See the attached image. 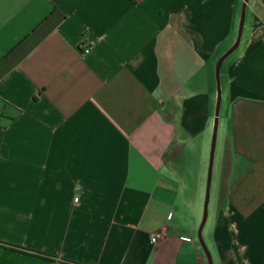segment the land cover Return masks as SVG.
Instances as JSON below:
<instances>
[{
    "label": "crops",
    "instance_id": "0c3cea01",
    "mask_svg": "<svg viewBox=\"0 0 264 264\" xmlns=\"http://www.w3.org/2000/svg\"><path fill=\"white\" fill-rule=\"evenodd\" d=\"M243 2L0 0V264H264V0L196 235Z\"/></svg>",
    "mask_w": 264,
    "mask_h": 264
},
{
    "label": "water",
    "instance_id": "95a60500",
    "mask_svg": "<svg viewBox=\"0 0 264 264\" xmlns=\"http://www.w3.org/2000/svg\"><path fill=\"white\" fill-rule=\"evenodd\" d=\"M248 0H244L241 8V15H240V20H239V26H238V32H237V37L235 40L234 45L227 50L218 60L216 69H215V81H216V93H217V98H216V104H215V111H214V124H213V133H212V142H211V153H210V161H209V176H208V184L210 181V171L212 167V161H213V151H214V146H215V136H216V129H217V119H218V113H219V107H220V100H221V87H220V68L223 63V61L238 47L239 45V40L242 32V26L244 23L245 19V7L246 3ZM207 201H208V189L206 192V200L204 204V212H203V220L201 222V225L198 230V238L199 241H201V230L202 227L205 223L206 217H207ZM202 243V241H201Z\"/></svg>",
    "mask_w": 264,
    "mask_h": 264
},
{
    "label": "rangeland",
    "instance_id": "374dc122",
    "mask_svg": "<svg viewBox=\"0 0 264 264\" xmlns=\"http://www.w3.org/2000/svg\"><path fill=\"white\" fill-rule=\"evenodd\" d=\"M211 142H212V134H211V137H210V143H209V150H208V153H207V163H206V171H205V174H204V183L201 187V194H200V197H201V204H200V207H199V214H200V219H199V223L197 225V228H196V235L198 236V230H199V227L201 225V222L203 220V212H204V204H205V200H206V192H207V189H208V199L210 200V195H211V182H212V176H213V170H214V159H215V150H216V143H215V149H214V152H213V161H212V167H211V173H210V181H209V184H208V176H209V161H210V153H211ZM210 202L208 203L207 201V213H208V206H209ZM208 215V214H207Z\"/></svg>",
    "mask_w": 264,
    "mask_h": 264
},
{
    "label": "built area",
    "instance_id": "2783aa9c",
    "mask_svg": "<svg viewBox=\"0 0 264 264\" xmlns=\"http://www.w3.org/2000/svg\"><path fill=\"white\" fill-rule=\"evenodd\" d=\"M85 54H87V53H89V49H86V50H84L83 51ZM77 200H78V198L77 197H75L74 199H73V202H77ZM159 234L158 233H153L152 235H151V237H150V241H151V243H155L156 241H157V239L159 238Z\"/></svg>",
    "mask_w": 264,
    "mask_h": 264
}]
</instances>
